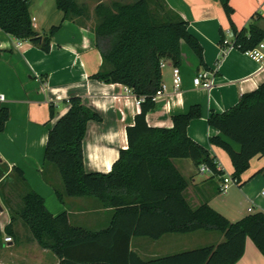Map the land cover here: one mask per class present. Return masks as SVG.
Returning <instances> with one entry per match:
<instances>
[{
	"label": "trees",
	"instance_id": "obj_1",
	"mask_svg": "<svg viewBox=\"0 0 264 264\" xmlns=\"http://www.w3.org/2000/svg\"><path fill=\"white\" fill-rule=\"evenodd\" d=\"M31 1L0 0V30L49 54L51 41L61 26H53L44 36L38 33L30 13ZM217 1L229 19L233 47L244 53L256 48L264 39V30L256 25L239 30L232 20L235 11L230 0ZM56 5L66 18L89 15L88 7L78 0H56ZM95 16L99 21L95 30L96 48L107 70L90 78L128 88L140 102V113L134 124L127 127L128 147L120 151L111 172L89 173L84 166L83 142L88 125L102 122V117L86 106L81 97H70L68 112L49 131L45 163L59 172L64 192L56 191V194L61 202L64 196L94 197L104 207L114 209L111 225L93 232L72 225L67 213L53 216L43 197L28 189L24 173L15 167L14 173L26 190L16 209L11 207V199H6L12 220L4 231L0 224V252L5 244L4 235L13 237L14 223L20 219L38 245L54 253L60 264H237L245 254L248 239L264 255V213L231 222L209 204L193 208L185 197L189 183L173 160H191L197 169L206 164L214 170L217 175L214 177L224 174L210 151L188 135L190 123L202 115L200 105L174 116L172 128H155L147 122L148 113L157 105L155 96L163 87V62L170 60L180 67L182 43L194 53L199 67L209 71L204 50L190 33L188 22L169 8L165 0L102 3L96 7ZM221 45L225 52L223 40ZM1 58L2 50L0 61ZM50 110L54 118L55 107L51 106ZM9 119V109L0 103V133L5 131ZM208 123L240 145L237 152L221 137L209 140L228 153L235 169L232 177L240 184L251 160L264 158V84L241 96L230 110L212 112ZM3 176L4 171L0 179ZM197 231L216 232L224 240L216 246L151 260H144L131 249L135 237L158 240L169 234Z\"/></svg>",
	"mask_w": 264,
	"mask_h": 264
},
{
	"label": "crops",
	"instance_id": "obj_2",
	"mask_svg": "<svg viewBox=\"0 0 264 264\" xmlns=\"http://www.w3.org/2000/svg\"><path fill=\"white\" fill-rule=\"evenodd\" d=\"M133 0H78L89 9L87 17H65L57 9L56 0H32L30 13L35 30L47 35L53 26H61L51 41V52L44 53L29 41L18 40L0 30V94L9 109L10 119L0 133V190H26L14 173L19 168L24 173L29 190L35 191L45 201L53 216L67 213L74 226L97 232L111 225L114 209L104 207L94 197L70 198L61 202L56 191L64 192V186L55 166L45 163V150L51 128L69 110L67 100L73 96L83 99L86 106L95 110L102 122L88 125L83 142L84 166L89 173H109L118 161L120 151L127 149V127L134 124L140 113V105L132 92L120 84H105L90 77L107 70L96 48L95 30L98 19L95 9L99 4L113 2L130 3ZM169 8L189 24L190 33L204 50V60L213 75L210 88L194 84L195 77L205 71L186 43H182L183 63L179 67L183 82L177 91L173 83L174 65L165 60L162 67L164 96L156 101V107L147 115V122L155 128H172L173 117L186 114L194 105H200L202 115L188 127L189 137L206 147L229 176L235 172L228 153L210 144L212 137H221L239 152L238 143L227 138L208 123L212 112L223 113L233 108L241 96L256 91L264 84V71L248 54L225 45L233 35L229 19L217 0H165ZM234 9L232 20L241 30L256 25L264 30V0H230ZM225 38V39H224ZM223 45L226 51H223ZM231 41V40H230ZM224 52V56L221 58ZM55 107L51 117L50 107ZM174 165L188 181L185 191L196 190V207L209 204L231 222L256 213H264V158L255 157L250 168L241 177V183L232 186L227 193L219 190L218 177L203 175L191 160L176 159ZM1 197V194H0ZM187 199V197H186ZM188 201V200H187ZM189 202V201H188ZM21 201H19V204ZM1 229L11 223V209L1 197ZM7 204V203H5ZM13 244H4L0 252V264H60L59 258L42 249L30 230L20 219L14 223ZM200 233L204 242L200 247L218 245L224 237L216 232ZM193 234V233H190ZM169 234L158 240L135 237L131 249L144 260L183 252L177 247L178 239ZM186 235V234H185ZM16 252L3 256L4 249ZM176 248V249H173ZM178 248V249H177ZM188 249V250H192ZM187 251V250H184ZM237 264H264V255L252 240L246 243L245 254Z\"/></svg>",
	"mask_w": 264,
	"mask_h": 264
},
{
	"label": "built area",
	"instance_id": "obj_3",
	"mask_svg": "<svg viewBox=\"0 0 264 264\" xmlns=\"http://www.w3.org/2000/svg\"><path fill=\"white\" fill-rule=\"evenodd\" d=\"M229 38H230L229 40L225 41V45H230L233 47V43H232L233 35H231ZM246 54H248L254 61H256L260 65L261 70L264 71V39L260 42V44L256 48L246 52ZM163 66H164V64H163ZM212 76L213 75L211 74V72L205 70V71L199 73L195 77L194 84L196 86H200L202 88H210L212 86V83H213V79H212L213 77ZM182 82H183V78H182L180 68L174 67L173 83H174V87L177 91L181 88ZM163 96H164V89L162 87V89L160 91H158L157 95L155 96V101L160 100ZM3 101H5V97H4V95L0 94V102H3ZM138 104H140L139 101H138ZM215 164H216L217 168L220 171H222L220 168V164L216 161H215ZM198 172L200 174H203V175H208V176H213V177L217 176L215 174L214 170L206 164H202L198 168ZM218 178L220 179L219 190L221 193H227L228 190L232 186L238 184V182L235 179H233L232 176L226 175L225 173L223 175H219ZM261 196L264 199V188L261 192ZM1 212H2V204H1V197H0V213ZM3 240H4L5 244H13L14 243L13 237H11L9 235H4Z\"/></svg>",
	"mask_w": 264,
	"mask_h": 264
},
{
	"label": "rangeland",
	"instance_id": "obj_4",
	"mask_svg": "<svg viewBox=\"0 0 264 264\" xmlns=\"http://www.w3.org/2000/svg\"><path fill=\"white\" fill-rule=\"evenodd\" d=\"M191 192H192V190L188 191L186 193V197H187V200L189 201L190 205L193 208H195L196 207V190H194V195H192ZM22 193H23V190H0V194H1V197L3 199L4 205H7V204H5L6 199L10 198L11 199V207L14 209H16L18 207L19 201H20V196ZM11 195H13V196H11ZM11 216H12V213H11ZM202 232H204V231H202ZM198 234H200V233H196V234L193 233V234H186V235H180V234L174 235L178 239V243H175L174 247L179 246L178 248L183 249L181 251H184V250L192 249V248L199 247V246L203 245L204 242L201 241L202 239L199 237L200 235H198ZM4 248H5V245H4ZM17 248H18V245L15 244V247L12 248L11 250L4 249L2 251L3 256L9 255L10 252H16ZM173 249H176V248H173Z\"/></svg>",
	"mask_w": 264,
	"mask_h": 264
}]
</instances>
